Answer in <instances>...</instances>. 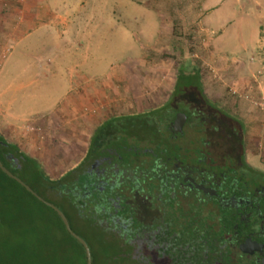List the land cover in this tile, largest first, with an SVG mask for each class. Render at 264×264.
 I'll return each mask as SVG.
<instances>
[{
	"label": "rangeland",
	"instance_id": "obj_1",
	"mask_svg": "<svg viewBox=\"0 0 264 264\" xmlns=\"http://www.w3.org/2000/svg\"><path fill=\"white\" fill-rule=\"evenodd\" d=\"M199 1L39 0L38 4L46 12L38 15L37 10L31 9L20 13V23L30 26L21 29L20 36L27 34L19 45L9 43L8 62L13 60L9 66L20 71V99L26 97L27 102L30 97L36 103L40 96L48 100L63 97L53 113L33 116L31 129L4 127L3 134L40 160L48 173L57 176L78 159L87 132L99 121L167 101L181 64L187 68L199 64L205 95L222 104L229 93L228 86H221L208 73L211 63L206 62L205 57L209 47L207 36L200 35L199 30L204 23L201 15L191 13ZM22 2L0 0L1 28L12 27L14 21L5 7L22 5ZM53 12L55 28L38 29V24L48 20ZM211 14L216 18L227 15L224 39L231 38L241 27L248 38L258 17H264V0H225ZM63 23L69 24L68 32L62 27ZM5 46L0 45V60L6 54V49L2 53ZM69 76L75 78L72 90L63 93ZM217 92L223 94L221 98ZM189 97L193 99L196 95L191 93ZM237 110H234L236 115L241 113ZM251 113L252 118L245 115L241 120L245 128L244 151L251 158L250 164L259 167L264 161V114L255 106ZM202 128L206 134L210 133L207 140L214 141L215 149L233 152L238 146L237 138L229 129L218 128L216 132L221 138H217L215 130L212 133ZM185 135V143L195 138V142L200 143L195 148L204 147L203 132L199 136L194 127H190ZM238 152H242L241 145ZM54 202L66 208L63 201ZM72 222L79 230L85 228L76 217Z\"/></svg>",
	"mask_w": 264,
	"mask_h": 264
},
{
	"label": "flooded vegetation",
	"instance_id": "obj_2",
	"mask_svg": "<svg viewBox=\"0 0 264 264\" xmlns=\"http://www.w3.org/2000/svg\"><path fill=\"white\" fill-rule=\"evenodd\" d=\"M176 107L107 117L87 132L71 165L80 163L83 218L117 239L128 264H264V168L215 149L200 116ZM190 127L206 134L204 147L185 143Z\"/></svg>",
	"mask_w": 264,
	"mask_h": 264
},
{
	"label": "trees",
	"instance_id": "obj_3",
	"mask_svg": "<svg viewBox=\"0 0 264 264\" xmlns=\"http://www.w3.org/2000/svg\"><path fill=\"white\" fill-rule=\"evenodd\" d=\"M191 93L195 94L196 98L191 99L189 97ZM167 102H176L175 109L185 111L190 119L195 113L202 114L199 117L201 125L211 129L212 133L215 130L217 138H221L220 133L216 132L218 128L229 129L237 138L238 146L235 150L241 145L244 151V123L205 95L198 65L191 68L183 64L178 66ZM97 132L98 130L95 135ZM0 160L7 169L41 197L63 211L71 228L87 241L92 264H128L129 257L121 250L117 239L108 235L103 228L86 221L82 216L83 178H81L80 163L72 169L70 166L59 175L53 176L48 173L40 160L21 149L1 131ZM53 200L63 201L66 208H61ZM51 217L54 218L53 221ZM74 217L83 222L86 229L83 227L79 230L75 227L72 222ZM0 264H86L82 245L66 231L57 213L14 179L8 177L1 169Z\"/></svg>",
	"mask_w": 264,
	"mask_h": 264
},
{
	"label": "crops",
	"instance_id": "obj_4",
	"mask_svg": "<svg viewBox=\"0 0 264 264\" xmlns=\"http://www.w3.org/2000/svg\"><path fill=\"white\" fill-rule=\"evenodd\" d=\"M31 1V4H29L30 0H23L22 5L19 3L17 6H6V12L12 14L10 15V18H13L12 21H14L11 23L12 27L10 28L5 29L0 27V45H6L3 47L4 50L2 51L3 53L6 49V54H4L0 60L1 132L3 130L2 128L12 126L19 130L20 127L25 130L28 128L31 129V118L36 114L44 115L53 113L57 109L58 100L63 97V95H60L59 97L48 100V98H42L39 91L36 89L41 102L38 101L35 103L30 97H28V101L25 102L27 98L23 96L20 99V71H15L13 65L9 66L12 64L13 60L8 62V53L11 51L10 48H8V45L11 42L19 45L20 42L24 40L23 38L26 37L25 35L27 33L24 36H20V31L21 29H25L26 25L29 24L20 23V13H26L31 9L37 10L38 15L41 14V11L42 13L46 12V10L43 9V6L41 7V5L38 4L39 0ZM224 2L225 0H200L197 2L198 4L193 8L191 13H195L198 16L201 15L200 18L204 23L200 28L198 24L197 28H199L201 32L200 35L204 34V36H207L206 43L209 47L205 57H207L206 62L211 63L209 65L206 63L208 65V73L211 78L221 86H228L227 93L229 91V96H225L222 104H219L240 120H242V116L245 115L250 119L252 118L250 116L252 108H254V106L257 107L253 101L258 95V80L262 79L258 77V73L264 70V17L262 15L258 17L251 37L249 36L247 38V32L245 33V29H243L244 27H241V29L235 31L231 38L224 39L222 33L225 21L229 20L227 19V15L224 16L225 14H223L216 18L211 14L212 10L219 8ZM53 15L54 12L52 13V16H48V20L42 22L40 25L38 24L37 28L53 26V28H55L56 22L53 21L56 20V17ZM67 26H69V24H62V27L66 31ZM197 28L195 27L194 29ZM32 31H34V29ZM55 35L60 37L56 32ZM197 57L204 61L201 56ZM198 67L202 76V69L199 64ZM74 81L75 78L73 76L68 77L67 88L63 93L72 90ZM202 81L204 83V80ZM29 95H32V92H30ZM217 95L218 98H221L220 96L223 94L217 92ZM244 96H247V98ZM236 109H238L237 111L241 110V113L236 115L234 112ZM253 157L252 160L255 159H253ZM248 160L250 162L251 158H248ZM258 161L260 162V160ZM262 163V166H264V161ZM258 165L259 167H262L260 164Z\"/></svg>",
	"mask_w": 264,
	"mask_h": 264
},
{
	"label": "water",
	"instance_id": "obj_5",
	"mask_svg": "<svg viewBox=\"0 0 264 264\" xmlns=\"http://www.w3.org/2000/svg\"><path fill=\"white\" fill-rule=\"evenodd\" d=\"M183 119H185V115L183 113L177 114L176 119L174 120V126L176 127V130H180L181 125L183 123ZM0 169L2 172H4L8 177L14 179L16 182H18L22 187H24L28 192H30L34 197H36L39 201L50 207L52 210H54L57 215L62 220L64 227L66 231L74 237L83 247L86 257V264H92V258H91V252L88 243L84 238H82L79 234H77L70 226L69 221L66 217V215L63 213V211L57 207L54 203L44 199L41 197L37 192H35L28 184H26L23 180H21L18 176L13 174L9 169H7L3 163L0 160Z\"/></svg>",
	"mask_w": 264,
	"mask_h": 264
},
{
	"label": "built area",
	"instance_id": "obj_6",
	"mask_svg": "<svg viewBox=\"0 0 264 264\" xmlns=\"http://www.w3.org/2000/svg\"><path fill=\"white\" fill-rule=\"evenodd\" d=\"M258 77L262 78L258 80V92H257V97L253 101V103L259 108V110L264 114V70L260 71L258 73ZM247 98V96H244Z\"/></svg>",
	"mask_w": 264,
	"mask_h": 264
}]
</instances>
